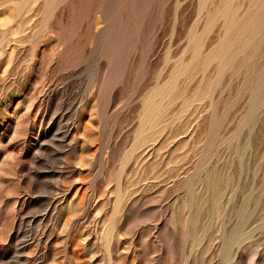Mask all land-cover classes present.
<instances>
[{
    "label": "rangeland",
    "instance_id": "obj_1",
    "mask_svg": "<svg viewBox=\"0 0 264 264\" xmlns=\"http://www.w3.org/2000/svg\"><path fill=\"white\" fill-rule=\"evenodd\" d=\"M0 264H264V0H0Z\"/></svg>",
    "mask_w": 264,
    "mask_h": 264
}]
</instances>
